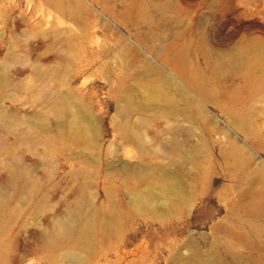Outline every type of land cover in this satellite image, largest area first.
<instances>
[{
  "label": "rangeland",
  "instance_id": "374dc122",
  "mask_svg": "<svg viewBox=\"0 0 264 264\" xmlns=\"http://www.w3.org/2000/svg\"><path fill=\"white\" fill-rule=\"evenodd\" d=\"M0 264H264V0H0Z\"/></svg>",
  "mask_w": 264,
  "mask_h": 264
},
{
  "label": "bare ground",
  "instance_id": "6f19581e",
  "mask_svg": "<svg viewBox=\"0 0 264 264\" xmlns=\"http://www.w3.org/2000/svg\"><path fill=\"white\" fill-rule=\"evenodd\" d=\"M62 2H64V0H62ZM173 188H174V183L172 184ZM87 227L83 228V226L80 228L79 232V236L77 238L78 243L79 244H83V240L87 239ZM74 231H76L75 226L73 225V223L71 222H62L59 224L58 229L56 230V233L54 235V239L57 242H67L72 240V238L74 237ZM70 257H72V255H70Z\"/></svg>",
  "mask_w": 264,
  "mask_h": 264
}]
</instances>
